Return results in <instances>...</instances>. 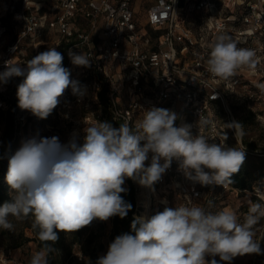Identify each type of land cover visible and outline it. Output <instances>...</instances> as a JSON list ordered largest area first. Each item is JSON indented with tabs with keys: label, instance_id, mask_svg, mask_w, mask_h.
Wrapping results in <instances>:
<instances>
[{
	"label": "clouds",
	"instance_id": "9594fccd",
	"mask_svg": "<svg viewBox=\"0 0 264 264\" xmlns=\"http://www.w3.org/2000/svg\"><path fill=\"white\" fill-rule=\"evenodd\" d=\"M210 49L207 66L215 77L226 79L241 66L255 67L254 50L237 47L227 35H218ZM69 55L74 65L90 66L85 53ZM63 59L56 47H49L25 64L5 61L0 84L21 77L16 90L19 108L47 119L67 89L81 94L79 82L71 79ZM177 119L174 111L152 107L143 111L134 126L86 122L82 139L74 133L66 144L56 136L23 139L8 157L5 181L12 196L0 205V228L14 230L10 217H34L32 226L45 243L30 264H49L59 232L77 231L97 219L127 216L132 205L121 195L126 179L152 188L176 160L178 170L194 183L230 184L245 161V151L210 143L205 136L194 135L192 125L177 126ZM209 123L200 119L197 127ZM224 127L243 136V125L237 122ZM260 199L264 201V195ZM261 219V202L250 205L243 223L231 210L213 213L195 204L164 207L150 218L135 217L131 233L118 235L96 264H218L216 256L230 262L238 255L261 254L255 239V226ZM206 256L213 258L209 261Z\"/></svg>",
	"mask_w": 264,
	"mask_h": 264
},
{
	"label": "built area",
	"instance_id": "2783aa9c",
	"mask_svg": "<svg viewBox=\"0 0 264 264\" xmlns=\"http://www.w3.org/2000/svg\"><path fill=\"white\" fill-rule=\"evenodd\" d=\"M12 2L17 6L14 14L21 27L13 41H0V71L4 70L5 61L15 62L23 40L39 36L45 26L56 29L61 38L75 40L68 53L74 47H84L93 62L70 71L71 79L79 82L81 94H73L71 88L65 91L55 109L66 115L72 104L84 101L90 94L97 98L99 79L90 75L95 69L108 84L109 110L114 121L131 126L137 111L159 107L176 113L178 103L179 113H190L194 135L208 133L220 140V128L210 113L211 103L220 102L228 110L230 123L237 122L226 95L234 93L244 76L252 85L251 80L256 77L264 82V0H150L144 24L136 18L134 0H51L49 11L44 13L37 11L33 0ZM190 11L201 12L194 31L185 24V13ZM212 14L213 25L208 28L206 20ZM79 20L84 22V28L77 27ZM218 35L231 37L239 48L254 50L255 67L241 66L226 79L213 76L207 59L210 45ZM115 61L126 69L123 78L115 77L111 71ZM86 75L89 79L83 80ZM123 86L128 87V94L126 103L121 105L118 94ZM246 98H255V94L248 89ZM5 107L0 98V109ZM30 113L22 109L15 113L16 134L24 129ZM200 119L211 123L195 127ZM167 171H173L172 166ZM181 189L187 199L199 196L194 187ZM77 256L80 261L82 255ZM0 264L23 263L0 256Z\"/></svg>",
	"mask_w": 264,
	"mask_h": 264
},
{
	"label": "rangeland",
	"instance_id": "374dc122",
	"mask_svg": "<svg viewBox=\"0 0 264 264\" xmlns=\"http://www.w3.org/2000/svg\"><path fill=\"white\" fill-rule=\"evenodd\" d=\"M134 9L136 18L140 24H144L145 11L148 7L150 0H134ZM48 5V0L46 2ZM17 6L12 0H0V15L3 16L0 19V26H2V33L0 35V41L3 39L6 43L14 40V29L12 28V22L15 18V12ZM185 24L194 31L199 25L198 17L201 16V12L190 11L185 13ZM214 14L210 15L206 20V25L211 28L213 25ZM84 28V22L78 21L77 27ZM29 39V40H28ZM24 39L21 43V52L18 54V60L16 63L25 64L33 56L39 52L48 50L49 47H58L60 40L53 30H46L43 35L36 36L35 38ZM72 53L81 54L85 53L84 47H74L71 49ZM70 71H76L79 69L71 61L69 55L68 67ZM111 71L115 74V77L120 76L123 78L126 73V69L122 67L117 61L112 63ZM83 80L89 79V75L82 78ZM8 85L0 87V91L7 97L12 99L15 95V86L18 83L17 78H13ZM254 85L249 83L248 77H243V82L235 88L233 94L226 95L227 105L233 114L236 121L239 120L243 125V136L237 137L235 133L227 127L230 124L228 110L220 102H212L210 106V113L213 119L219 126L220 140L228 147H238L245 151V161L243 165L248 168L250 172L251 188L248 191L240 192L231 188L229 185H215V186H201L199 183H194L188 180L181 171H179V165L176 160H173L171 165L173 171L166 172L163 175V180L157 182L152 188L140 185L138 182L133 181L136 187V198L138 205V212L136 217L150 218L158 211H163L164 207L175 208L180 205L204 207L206 211L213 213L221 210L234 211L238 217V221L243 223L245 215L248 213L249 207L252 203L261 202V195H264V89L260 85H264V82L258 77L251 80ZM263 82V83H262ZM148 90V86H145ZM250 89L255 98L247 99L246 91ZM128 94V87H121L118 97L121 105L126 103ZM260 96V97H258ZM97 99L92 94L84 101L80 103L72 104L69 109L70 113L66 115L63 112L52 113L47 119H39L32 117L25 125L24 129L18 135H15L14 148L11 154L20 147L23 139L40 136V137H53L59 138L62 144L68 143L73 137L74 133H78L80 138L84 135L83 129L88 124L99 122H109V119H102L100 117V107L96 103ZM179 104L175 106L176 114L179 117L176 121V125L187 123L190 124L192 118L187 111L179 113ZM146 108L134 113L133 125L143 118V111ZM254 114V116H251ZM6 123V115L0 114V136L3 134V130ZM112 123V122H111ZM191 125V124H190ZM198 122L194 123L197 127ZM118 127V126H117ZM223 134H226L227 139H223ZM82 139V138H81ZM215 143H221L217 138ZM212 143V142H210ZM248 144H253L255 147L252 152L247 150ZM148 163V162H146ZM163 163V161H161ZM123 187L126 185L124 183ZM182 187L190 188L194 187L199 191V196L196 199H187L182 191ZM259 189V191H258ZM9 192L12 196V192L9 188ZM11 222L14 225V230H4L0 228V256H7L8 251H11L12 256L22 262L23 264H30L32 256L40 251L37 248V243L34 240V228L32 226L34 217L29 215L26 218L17 220L14 217H10ZM110 218L107 221H101L99 219L94 220L90 225L85 226L77 231L64 233L65 246H72L73 254L80 253L82 249V243L88 233L92 232L97 234L96 245L99 247V258L105 255L108 251L110 243L113 241L110 239ZM256 236L255 239L260 242L261 254H244L234 257L230 262L220 261L219 256L215 259L218 264H264V219L255 226ZM26 238L29 241H24ZM75 238H79V242H74ZM56 254L54 256H57ZM62 256V255H60ZM213 257L206 256V260H211Z\"/></svg>",
	"mask_w": 264,
	"mask_h": 264
},
{
	"label": "trees",
	"instance_id": "16d2710c",
	"mask_svg": "<svg viewBox=\"0 0 264 264\" xmlns=\"http://www.w3.org/2000/svg\"><path fill=\"white\" fill-rule=\"evenodd\" d=\"M47 0H33V6L37 9L39 13H44L49 11V7L51 6V0H48V5H46ZM3 19V18H0ZM12 28L14 29V37L17 33V31L20 29L21 24L14 18V21L12 22ZM46 30H53L57 35L58 32L56 29L48 28L47 26L43 27L41 29V32L39 34V37L44 34ZM2 33V26H0V35ZM60 37V35H59ZM28 38H26L27 40ZM29 40V39H28ZM75 43L74 39H68V38H61L58 42L57 51L61 52L64 59H63V66L67 67L69 62V47ZM18 60V55L16 56L15 62ZM91 65L93 62H90ZM90 75H96L99 79L100 88L97 92V104L98 107H100V111L102 112L100 117L102 119H109V123L113 125L115 128L120 127V123L117 121H114L112 118V115L109 110L110 102H109V87L106 81L103 79L102 76H100L99 73L95 71V69H92V72H90ZM18 83L21 82L22 78L17 77ZM12 79L7 84H2L0 87H5L8 85ZM17 85L15 86V95L12 99L7 97L5 94H3L2 91H0V98L5 101L6 107L3 109H0V114L4 113L6 115V123L3 130V134L0 136V205H2L5 201L11 200V194L9 192V186L5 181V175L7 173L8 169V157L11 155V151L14 148V137L16 135V130L14 128V115L18 110L20 109L18 106V100L16 96V90ZM52 113H58L57 109H54ZM70 113V110H68V114ZM251 116H254L252 114ZM34 117L31 113L27 116L26 124L27 122ZM177 117H179V114H177ZM237 123L241 124L242 122L239 120ZM133 125V122H132ZM118 126V127H117ZM203 136H205L209 142H214L215 139L208 133H205ZM255 146L253 144H248L247 150L249 152H252L253 148ZM174 165V164H171ZM231 183L227 184L231 188L238 190L240 192H245L250 190L251 188V179H250V172L247 167L244 165L241 166L240 171L238 173H235L231 176ZM125 189L126 191L121 193L124 200L132 205L131 210L128 212L127 216L124 218H120L119 216H114L110 218L111 227H110V234L109 237L111 240H114L118 235L124 234V233H131V224L133 219L136 217V214L138 212V205H137V198H136V187L135 184L131 179L125 180ZM37 229H34V240L37 243V248L41 250L44 246L45 242H41L37 236ZM59 239L57 242L53 245L55 251L51 252L48 256L49 264H96L97 260L99 259L98 250L99 247L96 245L95 241L97 238V234L95 233H88L87 236L84 239V242L82 243V249L79 254L82 255V259L79 261L78 256L76 254H73L72 246H68L66 248L65 246V238H64V232L58 233ZM24 241H29L28 238H26ZM79 238H75L74 242H79ZM51 243V242H47ZM8 255L11 258H14L12 256L11 251H8ZM56 254H59L57 256H54ZM62 255V256H60Z\"/></svg>",
	"mask_w": 264,
	"mask_h": 264
}]
</instances>
